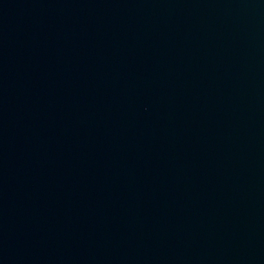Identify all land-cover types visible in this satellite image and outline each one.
<instances>
[{"label": "water", "instance_id": "95a60500", "mask_svg": "<svg viewBox=\"0 0 264 264\" xmlns=\"http://www.w3.org/2000/svg\"><path fill=\"white\" fill-rule=\"evenodd\" d=\"M0 264H264V0H0Z\"/></svg>", "mask_w": 264, "mask_h": 264}]
</instances>
